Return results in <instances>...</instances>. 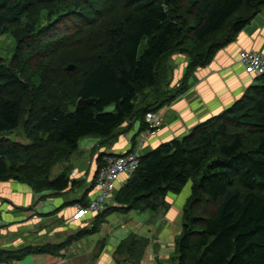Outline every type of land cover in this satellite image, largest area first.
Wrapping results in <instances>:
<instances>
[{"label": "trees", "instance_id": "obj_1", "mask_svg": "<svg viewBox=\"0 0 264 264\" xmlns=\"http://www.w3.org/2000/svg\"><path fill=\"white\" fill-rule=\"evenodd\" d=\"M263 10L264 0H0V39L15 41L11 60L0 57V183L26 182L54 195L76 187L70 167L55 178L51 170L69 163L80 141H108L128 122H140L139 134L145 132L146 115L188 92L194 71L210 64ZM115 11L121 13L105 18ZM47 38L48 53L66 58L56 68L39 66L42 74L32 84V50L44 55ZM176 54L188 56L189 64L173 85L169 59ZM71 63L76 67L70 71ZM55 73L63 76L55 79L59 89L72 88L68 96L35 109L29 145L7 137L31 114L32 102L50 98ZM80 100L84 105L77 109ZM105 156L98 158V171ZM190 182L178 264H264V75L229 109L141 156L116 205L108 203L90 229L59 245L0 250V262L60 256L98 234L110 215L160 211L168 193L179 195ZM136 238L123 242L116 256L140 264L147 243Z\"/></svg>", "mask_w": 264, "mask_h": 264}, {"label": "crops", "instance_id": "obj_2", "mask_svg": "<svg viewBox=\"0 0 264 264\" xmlns=\"http://www.w3.org/2000/svg\"><path fill=\"white\" fill-rule=\"evenodd\" d=\"M242 51H252L264 55V10L229 45L221 49L210 64L194 71L189 80L188 92L158 112L164 119L163 124L141 145L139 144L142 134H139L140 122H128L118 134L108 141L95 137L80 141L78 151L65 166L71 168V179L77 183L76 187L71 185L68 191L57 195L52 194L53 196L39 202L36 201L33 190L31 192L27 187L23 190L24 194L14 197L15 201L8 200L4 196L0 197L7 201V203L0 201V206L4 205L0 209V250L18 251L31 246L36 248L52 244L59 245L79 231L90 229L96 215L88 214L82 219L76 220L74 214L76 213V204H82L83 201H85L83 203H90L98 193L96 186L98 158L103 154L123 155L130 151L145 156L164 144L181 140L197 125L232 107L244 96L248 88L258 84V78L246 73L239 62V55ZM173 61L176 64L174 66L177 72L176 80L174 79L175 73L172 75L175 85L178 83L176 82L178 79L183 78L189 64V57L176 54ZM125 179V176L119 178L115 192L123 188L122 183ZM11 187L21 190L17 182L0 183L1 191L9 193ZM185 191L179 195L174 194L170 198V204L174 210L171 213L175 212L174 216L176 217L179 214L182 215L184 206L191 195V188ZM114 193L108 202L109 206L113 203L111 200ZM177 201L178 203H176ZM8 204H11L14 209L7 206ZM22 208H31L30 212L27 211L28 218L32 214L31 219L24 218L23 215L26 212L21 211L22 214L19 212V209ZM118 215L120 214L118 213ZM181 215V219L179 218L181 225L173 226L172 223L171 227H166L163 222L157 228L155 222L154 227L149 226L152 222L150 214L133 215L129 221L119 224L117 221L115 222V215H111L103 224L101 233L88 236L86 239L83 238L82 241L73 244L70 248L62 250L60 256L32 254L24 257L21 261H14L13 264H59L64 260L68 264L135 263L133 259L127 261L125 257L116 256L119 242L131 234L142 239L152 237V244L153 242L162 243L158 246L157 252L152 248H147L140 264H169L170 257L175 254V238L181 234L182 230ZM24 229L27 230L24 231ZM20 231L27 233L28 236H23ZM171 231L173 232L172 240H170L171 237L169 238ZM103 238H107L106 248L100 252L103 247ZM99 241H101L100 246H98ZM171 243L173 246H170ZM0 264L8 263L2 261Z\"/></svg>", "mask_w": 264, "mask_h": 264}, {"label": "rangeland", "instance_id": "obj_3", "mask_svg": "<svg viewBox=\"0 0 264 264\" xmlns=\"http://www.w3.org/2000/svg\"><path fill=\"white\" fill-rule=\"evenodd\" d=\"M119 8H121V7L119 6ZM120 13L121 12H119V11L108 12L106 14V17L105 18L106 19H109L108 17L113 16V15H117V14H120ZM101 19H103V17ZM49 44H50L49 43V39L44 42V44H43L44 47H45L44 55H40V57H37V56L35 57V54L37 53V51L36 50H32V58H31V61L29 62L30 68L28 69V72H32V84H34V82L37 84L38 83V78H37L36 75H39L40 76L42 74L41 73L42 71L41 72L39 71V66H45V65H47L49 63L48 64L49 67L51 66V68L52 67L56 68V67L61 66L63 64L61 61H63V58H66V57H64L65 56L64 53H62L60 55H58V54L56 55L55 54L56 56L55 55H50L48 53V51H47L48 50L47 49V46ZM14 48H15V41L13 39H9L7 37L0 39V57L3 58L6 62H9L11 60V57L13 55ZM174 56L175 55L171 56L170 59H169V61H170L171 65H172V67H174V69H173L174 70V73H175L174 79L176 80L177 79V72H176V69H175L176 64L173 61V57ZM79 57H82V55L79 56ZM70 66H72L73 69H74V67H76L74 63H71ZM70 66H68V67H70ZM62 71L65 72V70L63 68H62ZM71 74H73L72 75V79L73 80H76V77L78 76V73L76 74V69L74 71H72ZM53 76H54L53 77L54 80H53V85H52V87L50 89V98H46V95H42V97H40V100L39 101H35V104H33V102H32V107L29 106V109H28V110H31L30 111L31 114L28 111V113L25 114V116H24V120L22 121V125L20 126V128L16 132H14L13 134L8 135L7 137H9L10 139H13L14 141L19 142V143H21L23 145H27V144L29 145L30 144V141H29V137H28V133H27V128L28 129L30 128V124L29 123L32 120V114L34 113V111H36L35 109H37V108L39 109V107L44 106L46 104V102H50L51 103L53 101H55V102L62 101L63 100V97H66V94L68 96L69 89H72V88H69L67 90L66 89L63 90L61 88L59 89L56 86V84H55L56 83L55 82V79L62 78L63 76H61V75H59L57 73H55ZM179 80H181V79H178L176 82H179ZM172 84L174 85L173 82H172ZM255 85H257V84H255ZM32 91H34V90L32 89ZM112 109H110V110H112ZM163 122H164V120H163ZM78 163H80V162H78ZM78 163H76V164H78ZM67 164L68 163H63V164L56 165L53 168V170H51V177L52 178H55L59 174H61L63 172V170L65 169V166ZM9 182H11V183L17 182V184H19V186L21 187V190L14 189L12 187H11V189H9V191H10L9 193H7L6 191H3V190L1 191L0 190V197L4 196L8 200L10 199L11 201H15V198L14 197H17L20 194L21 195L24 194L23 193V190H24L25 187L29 188L31 190V192H32V187L29 186L26 182H18V181H9ZM191 187H192V183L190 182L181 192H186L185 190H188V188H191ZM114 192H115V190L112 192V195H113ZM118 192H115L114 193V196L112 197V200H111L113 203L110 206H115L116 205L115 204V202H116L115 201V198H117ZM33 195H34V197H35V199H36L37 202H39L40 200H43L45 198H49L50 196H53L49 192H44L43 193L41 191L40 192L33 191ZM173 196H174V193H171L170 192V193L167 194V196H166V198L164 200V203L165 204L163 205V208L160 209V211H153V210H149V209L142 210V209L134 208L131 211H128V212H125V213L116 212V214L114 213V214H112V216L115 215V222L117 221L118 224L119 223H125V222L129 221L130 219H132V216L133 215L140 216V214H150V216H151L150 219H151L152 222L149 224V226H151V227H154L155 226V223H156V228H157V226L160 223H163V222H165V225L164 226H166V227H169V226L171 227L172 226V223H173V226L174 225H178V224L181 225V222H179L180 221L179 218L181 219V217H180L181 214H179L177 216L178 217L177 218L176 216H174V213L175 212L171 213L172 211H174V210H172L173 208H172V206L170 204V198H172ZM109 200H110V198H109ZM0 201H2L3 203H5V202L7 203V201H5L4 199H1V198H0ZM176 203H178V201ZM3 206L4 205L2 204V206H0V209ZM7 206H9L12 210L14 209V207L11 204H8ZM174 207H175V205H174ZM30 209L29 208L28 209L27 208H22L21 210L19 209V212L21 214L23 212H26L23 216H24V218L27 219L28 218L27 213L31 211ZM21 211H23V212H21ZM175 211H177V210H175ZM118 213L120 215H118ZM182 215H183V213H182ZM173 217H174V219H173ZM31 218H32V214H31V216H29L28 219H31ZM28 224H29V222H28ZM103 227L104 226L101 227V229L98 232V234L101 233ZM25 230H27V229H24V231ZM20 234H22L25 237L28 236L27 233H23L21 231H20ZM180 235H177L176 238H175V241H174L175 242V244H174L175 254L173 255V257H170L169 264H178L177 259H174V258H176L175 256L177 255V253H176V250H177V240L179 239ZM133 236H136L137 237L136 238V241H138V242H139V240H146L147 245H146L145 253H146L147 248L148 249H151L152 248L153 250H155L157 252L158 251V248H159L158 246H160L162 244V243H159L158 244V242L157 243H154L153 242V244H152V237H150V238H147L146 237V238H143L142 239V238L138 237L135 234H131V235L125 237L124 239H122L119 242L118 247H120L121 244L123 242H125V241L126 242L128 241V243H129L130 237H133ZM172 236H173V232L171 231V234L169 235V238L171 237L170 240H172ZM107 238H103V247H102V249H101L100 252H102V250L106 248L105 242H107ZM165 240H167V238H165ZM99 242H100V244H98V246L101 245V241H99ZM133 242L134 241L131 242L132 246H133ZM139 243H141V242H139ZM165 243H168V242H165ZM173 243H171L170 246H173ZM163 245H164V243H163ZM118 247L116 248V250L118 249ZM143 256H144V254H143ZM158 260H160V259L158 258Z\"/></svg>", "mask_w": 264, "mask_h": 264}, {"label": "built area", "instance_id": "obj_4", "mask_svg": "<svg viewBox=\"0 0 264 264\" xmlns=\"http://www.w3.org/2000/svg\"><path fill=\"white\" fill-rule=\"evenodd\" d=\"M239 62L245 72L258 78L264 75V55L252 51H242L239 55ZM163 117L159 113L150 112L146 115V122L149 128L141 134V145L149 135L155 134L163 123ZM141 156L139 153L130 151L123 155H106L103 159V166L97 172L96 186L98 193L87 207L76 204V220L82 219L88 214L99 215L105 211L112 192L116 189V183L121 176H125L122 187L125 186L132 176L137 172ZM95 216V217H96Z\"/></svg>", "mask_w": 264, "mask_h": 264}, {"label": "water", "instance_id": "obj_5", "mask_svg": "<svg viewBox=\"0 0 264 264\" xmlns=\"http://www.w3.org/2000/svg\"><path fill=\"white\" fill-rule=\"evenodd\" d=\"M68 70H72L73 69V67L72 66H70V67H68L67 68ZM84 105V102L82 101V100H80L79 101V103H78V107H77V109H79V108H81L82 106ZM127 261H130V259H126ZM119 264H122V263H120V262H118ZM59 264H68V262L67 261H61ZM131 264H135L134 262H131Z\"/></svg>", "mask_w": 264, "mask_h": 264}]
</instances>
